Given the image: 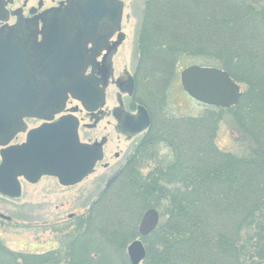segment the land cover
Instances as JSON below:
<instances>
[{
	"label": "trees",
	"instance_id": "16d2710c",
	"mask_svg": "<svg viewBox=\"0 0 264 264\" xmlns=\"http://www.w3.org/2000/svg\"><path fill=\"white\" fill-rule=\"evenodd\" d=\"M143 21L140 50L159 54L150 60L163 69L169 61L204 58L202 66L214 61L212 67L241 87L239 104L228 110L237 129L236 152L217 146L213 118L177 119L165 112L133 167L110 188V205L116 216L128 211L126 197L162 210L165 221L148 237L155 241L146 245L148 264H264V0H147ZM160 147L169 155L158 157ZM148 150L161 165L149 182L139 174ZM90 226L70 247L71 264H112L111 250L121 240L128 245L130 230L123 220L100 228L101 237L91 239L99 252L110 251L98 261L87 251ZM122 250L116 264H130ZM59 254H17L0 240V264H59Z\"/></svg>",
	"mask_w": 264,
	"mask_h": 264
},
{
	"label": "water",
	"instance_id": "95a60500",
	"mask_svg": "<svg viewBox=\"0 0 264 264\" xmlns=\"http://www.w3.org/2000/svg\"><path fill=\"white\" fill-rule=\"evenodd\" d=\"M66 1L68 10L48 13L41 31L19 23L0 34V195L4 197H21V178L37 184L50 176L62 186L77 185L92 175L103 160V143L80 142V124L75 116L53 120L64 112L69 95L88 113L104 105V88L99 86L104 82L99 81L98 90L92 92L93 79L83 74L80 63L87 44L94 46L95 56L105 48L104 44L93 42L94 14L110 16L112 23L106 37H111L120 30L123 4L118 0ZM39 35L41 43L37 41ZM124 39L120 34L119 41ZM30 61L35 66L34 84L28 83L32 79L27 73ZM181 83L191 98L206 106L231 109L242 97L230 74L217 68L191 66L181 73ZM27 118L46 123L27 132ZM137 122L134 116L126 115L122 133L132 138L149 126L148 117L143 125ZM26 132L23 144L11 145L18 134ZM0 218L9 220L3 215ZM159 219L156 210L147 211L139 227L140 235L152 234ZM127 252L131 264H143L146 251L141 241H134Z\"/></svg>",
	"mask_w": 264,
	"mask_h": 264
},
{
	"label": "rangeland",
	"instance_id": "374dc122",
	"mask_svg": "<svg viewBox=\"0 0 264 264\" xmlns=\"http://www.w3.org/2000/svg\"><path fill=\"white\" fill-rule=\"evenodd\" d=\"M119 1L123 4L121 26L126 40L114 59L115 75H118L124 68L131 69L135 67V64L141 62L142 71L145 74L147 72L146 75L150 77L149 85L148 83L147 85L150 88L149 90H151V97L156 96L158 87H161L160 95L163 94L164 96L162 104L161 98L158 99L161 104V110L159 115L157 114V119L159 120L156 122L157 125L161 122V118L163 119L164 117L163 113L166 111V105H169L168 112H171V115H174L177 119L211 117L217 121V146L224 151L236 152L234 138L237 129L230 111L228 112V110L221 108L211 109L193 101L185 93L181 85V72L189 66L206 64L204 61L206 59L185 58L178 63L169 61V63H165V69H163L162 62L150 60L159 59V54L154 53L155 51L147 53L140 50L141 29L143 27L147 0ZM154 45L157 47L155 43ZM159 47L161 48L160 50L164 49L163 46ZM157 49L159 48L157 47ZM213 63L214 61L211 60L207 63V65L211 64V66L204 67H212ZM145 81L144 77H142V82L140 81L141 88H143ZM163 83L164 86L162 85ZM147 88L143 89L147 90ZM139 93L146 94V92L142 93L141 91ZM115 95L116 91L113 89L108 92L107 106L110 108L114 104L112 102L115 101ZM67 108L75 112V115L82 121L80 136L83 142L86 139L97 138L100 140L102 137L109 138V143L106 147L108 159L105 162L111 160L110 163L116 166L117 163L113 160L114 154L123 152L122 150H125L128 146L122 138L117 137L112 127H108V121H111V119L104 120L99 124L97 130H92L91 121L87 116L88 113L82 109L80 103L73 102ZM38 124L29 123V127H35ZM118 138L121 140L120 142ZM24 140V136H20L17 142L22 143ZM129 146L131 147L132 144H129ZM155 153H157L158 157L169 155L167 148L164 147L155 149ZM155 153L151 150L141 156L142 162L139 164L141 180L145 179L149 182V177H153L151 176L152 172L161 167L160 159L157 160L155 156L150 157L149 155ZM111 170L98 166L95 173L82 183L68 188L60 186L55 179L51 178H43L36 185L22 181L23 191L21 198L9 199L0 195V215L11 219V221H6L0 218V240L5 248L17 254L38 255L49 254L53 251L56 254L60 252L56 256L59 259V264H71L73 261L68 258L69 249L71 246L72 250L75 248L77 240L80 239L85 231L88 232L87 226L91 224L90 233H88V236H91L89 237L90 242H88L89 249L87 251H89L88 255L92 258H96L98 255L99 258L96 260L100 261L101 256H108L110 250L106 249L99 252L100 247L98 246L99 248L97 249L93 241L94 237L97 235H99V238L101 237L100 233L103 231L98 233L100 228L110 229L115 222L123 220L126 225L123 229L127 230L128 228L130 230V232H127L128 235L124 237L125 239L129 238L127 240L129 242L127 245L126 240H121L111 250L112 264H116L115 257L123 248L124 251H122L125 252L128 258V247L134 241H141L144 244L146 251L144 264H148L146 245L148 246L147 242H150L149 247L151 246L152 248L154 246L152 244L155 241H152V238H148L149 236L144 239L139 233V226L145 213L152 208H144V204H142L144 202L143 198L131 199L126 197L129 204L128 211L116 216V211L110 205L115 198L114 193H112L111 189L106 190L105 188V183L111 175ZM157 211L161 215L160 226L165 221V217H162V210L157 209ZM90 215L93 218H89ZM70 216H74V219L69 220ZM72 256L74 260V255L72 254Z\"/></svg>",
	"mask_w": 264,
	"mask_h": 264
},
{
	"label": "flooded vegetation",
	"instance_id": "af4514ba",
	"mask_svg": "<svg viewBox=\"0 0 264 264\" xmlns=\"http://www.w3.org/2000/svg\"><path fill=\"white\" fill-rule=\"evenodd\" d=\"M66 10H68V3L66 0H0V34L2 35L10 29L17 27L19 23L35 26L39 31H41L43 27V18L48 13L52 11ZM109 19L110 16L106 13L96 12L94 14L93 33H95V37L93 38V42H100L105 45V48L101 53H99V55L95 56L94 46L92 44H87L85 46L84 58L80 63V66L84 68L83 74L85 76H90L93 79V82H91L92 92L93 90L97 89L96 85L98 86L99 81L104 82L99 84L100 88H104V105L95 113L87 114L91 121V129L97 130L101 122L106 119H111V121H108V127H112L114 132L117 134V137L122 138L125 144L128 146V148L122 150L123 152H116L114 154L113 160L116 161L117 165L113 166L110 163L111 160L105 162L106 159H108L106 153V147L109 143L108 137H102L100 140L97 138L90 140L86 139V141L83 142L80 136L82 143L89 145L103 143V161L98 163L96 168L98 166H102L106 170L112 169L111 175L109 178H107L105 183L106 190L116 187L118 184L116 181L119 180L122 173H124V175L128 173L127 171L133 167L131 163H134L138 160V152L139 154L142 152L140 149L143 146V141L149 138L151 131H155L158 128L156 123L159 121L157 119V114L159 115L164 97L163 94L160 95L161 87H158L156 96H154L155 98L151 97V90H149L150 88L148 87L150 77L146 75L147 72L145 74L144 71H142L141 62L135 64V67H132L131 69L124 68L118 75H115L114 59L117 56L120 48L123 46L126 36L123 33L122 26H120V30L117 33L113 34L111 37H106V35H108L110 32V24L112 23L111 20L109 21ZM120 34L125 36V39L121 42L119 41ZM37 41L39 43L42 42V37L40 35L38 36ZM34 68V61L27 63V73L32 77L28 83L31 84H34ZM105 76H107V79H104ZM142 77H144L146 80L143 84V88L148 87L147 90L141 88ZM112 89L116 91L115 101L112 102L115 105L113 104V106L110 108L107 106V99L108 92L110 90L112 91ZM140 91L142 93L146 92V94H140ZM159 98H161V104L159 103ZM73 102L76 101L72 100L71 98L67 101L66 110L63 115H75V112L70 111L67 108V106ZM165 108L167 115L169 111V105H166ZM126 115L134 116V119H137L138 121L136 124L141 123V125H143L144 119L148 117L150 125L139 134L130 138L122 133L123 127L124 130L126 127L124 125V119ZM139 115L142 117L141 120H139ZM59 118L60 117H57L55 121L59 120ZM29 123L39 124L35 127H29ZM81 123L82 121L80 120V128ZM25 124L28 128V131H30L40 127L43 122L35 119H26ZM20 136H24V138L26 137L24 134L18 135L15 139L16 144H20L17 142ZM119 138L118 141L120 142L121 140ZM129 144H132V146L130 147ZM44 178L55 179L58 182V180L53 177ZM89 218H93V216L90 215ZM72 219H74V216H70L69 220Z\"/></svg>",
	"mask_w": 264,
	"mask_h": 264
}]
</instances>
